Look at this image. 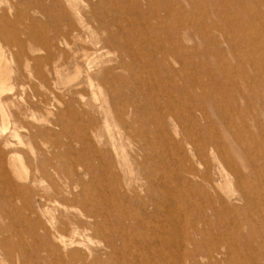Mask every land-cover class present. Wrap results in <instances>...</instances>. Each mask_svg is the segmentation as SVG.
<instances>
[{"label":"rangeland","instance_id":"1","mask_svg":"<svg viewBox=\"0 0 264 264\" xmlns=\"http://www.w3.org/2000/svg\"><path fill=\"white\" fill-rule=\"evenodd\" d=\"M61 3L60 9L50 0H0V32L12 40L5 47L0 39L3 57L15 55L32 43L38 49L36 58H42V49L53 43L58 33L69 29L79 40H72L70 50L57 46L68 65L59 69L60 78L51 87L48 114L32 108L37 121L32 122L27 113L24 122L34 128L22 133L21 139L38 157L42 140L49 143L56 155L54 164L62 172L71 158L87 165L89 158L101 154L102 172L97 170L96 176L91 172L83 176V181L91 185L94 178L102 179L106 201L102 213L108 211V222L112 223L115 213L121 212L117 223L126 225L121 236L134 233V219L146 211L139 209L133 198L145 199L147 187L149 194L154 193L141 179L152 171L154 186L164 183V193L179 190L185 196L190 216L188 228H183L191 231L189 227L196 225L197 208H192L190 202L201 209L205 203L201 197H190V189L178 181L174 149L180 146L190 152L189 144L201 140L204 144L197 152L202 160L210 151L218 152L224 170H233L223 190L228 194L231 191L230 197L223 196L226 208L217 210L222 224L230 225L227 230L213 218L209 223H198L201 232L191 235L195 245L178 253L179 258L176 252L166 258L171 264H186L187 260V264H264V0ZM71 7L86 15L88 24L86 20L66 19L61 10L67 13ZM83 24L86 27L80 30L78 26ZM87 74L92 87L88 86ZM14 91L11 86L3 98H10ZM22 101L16 105L15 100L3 103L8 121L12 113L15 115V108L25 103ZM104 124L112 130L113 148ZM170 140L174 145L169 144ZM12 143L13 150L18 151L16 141ZM21 151L28 167L31 155L26 148ZM104 151L108 156L104 157ZM187 159L197 166L196 158ZM210 178L221 185L225 182L213 170ZM117 191L120 193L114 195ZM8 209L1 223L8 228L10 238L7 241V235L1 232L0 240L6 239L5 243L12 246L21 235L25 249L11 255L5 252L1 258H11L13 264L18 260L28 264L37 254L30 244L41 248L42 243L52 241L46 223L48 216L61 212L60 208L52 203L46 207L30 193L22 203ZM67 211L75 214V210ZM153 215L158 213L153 211ZM149 224L152 228L161 225L153 218ZM228 243L231 258L212 256L213 250L219 251L223 245V252ZM113 257L124 263L129 259L125 253ZM39 258L40 264H62L56 256L48 258L42 252Z\"/></svg>","mask_w":264,"mask_h":264},{"label":"bare ground","instance_id":"2","mask_svg":"<svg viewBox=\"0 0 264 264\" xmlns=\"http://www.w3.org/2000/svg\"><path fill=\"white\" fill-rule=\"evenodd\" d=\"M50 1H54L57 5L62 4L61 0ZM61 12L66 19L72 18L80 22L86 20V15L78 14L75 7H71L67 13L62 10ZM85 22L88 24V20ZM85 27V24L78 26L80 30ZM0 39L5 47L12 43L7 33H3V31L0 32ZM72 40L74 42L75 40L79 41L75 31L71 33L69 29L68 32L58 33L53 39V43L49 44L45 50L42 49L45 53L42 58H36L35 54H37L38 49L32 43L28 44L27 48H22L17 54L7 58L3 57L0 51V234L5 233L7 241L9 240L10 237L8 236L11 233L1 223L7 213L10 212L8 208L11 209L14 204L22 203L30 193H34L41 201H44L46 207L52 203L58 206L61 212L56 213L53 217L48 216L47 219L49 222L46 223L47 228L45 230L52 234V241L42 243L41 248H35L33 244H30V247L37 254L33 255L32 261L31 259L28 260V264H40V252L48 258L56 256L62 264H158V261L162 264H168L170 262L166 255L176 252L177 254H175L179 258L178 253H182L188 245H195L191 235H197L200 231V228L196 227L198 223H209L210 218H213V222L215 221L216 224L224 226L220 221L217 210L226 208L223 196L230 197L231 191L228 194V191L223 190L224 188L227 189L229 185L227 177L233 170L225 168L229 173L224 170L223 165H221L223 164L222 160L218 162V152L210 151L206 155L207 159L202 160L197 150L204 143L199 139H195L192 144H189L191 146L190 152L185 151L180 146L175 147L174 162L177 166L174 167L178 181L184 183L185 188L190 189L188 193L190 197H201L205 203V207L201 209L199 204L194 201L190 202L192 208H197L196 225L189 227L191 228L190 232L184 230L183 226H186L187 218L190 216L189 205L185 204L183 200L185 196L179 190H174L172 194L164 193V183L154 186L155 183L151 179H153L155 172L152 171L141 179L144 182L147 181L146 183L149 184L154 193L149 194L147 187L145 199L141 200L138 199L139 197H134L135 201L131 200L137 202L136 206L139 205V209L144 210L146 208V211L144 210L142 217L137 216L134 219L136 231L131 235L121 236L122 230H126V225L121 227L117 223V220L121 219V212L115 213L117 217L115 222L112 223L108 222V211L102 213V208L106 207V201L103 200L104 184L102 179L100 177L99 179L94 178L89 183L91 185H87L83 181V176L87 177L91 172L94 176H96L95 172L97 170L102 172L101 154L89 158L90 161L87 162V165L71 158L68 167L65 169L66 171L62 172L54 164L56 155L49 143L41 139L42 142L39 145L40 157H38L32 151V146L21 139L22 133L29 132L34 128L24 122L27 113H30L29 116L32 122L37 121L33 115V109L48 114L47 106L49 96L52 94L51 87L60 78L59 69L68 65V62H65L62 56L59 55L58 47L64 46V48L70 50ZM12 66L13 70L11 69ZM108 74L110 73L108 72ZM86 77L88 86L92 87L90 76L87 74ZM111 80L113 82L114 78H111ZM11 86H14V93H10L11 97L8 99L3 98L4 92L8 91ZM8 100L10 102L15 100V105L16 102L21 100L25 102L20 108H15L16 113L14 116L13 113L11 114V121L7 120L9 116L3 110L5 106L3 103ZM120 104L121 106L126 105L123 101H120ZM118 119L119 124L120 118ZM9 125L10 128H8ZM104 127L113 148L112 130L107 124H104ZM120 129L124 132V127L121 126ZM26 135L28 136V134ZM46 135L47 133L43 132V136ZM13 140L16 141L15 145L18 147V151L13 150ZM97 142L100 145L101 141L97 140ZM172 142L170 140L169 144L174 145ZM24 148L31 155L27 163L28 167H25L23 157L20 156L22 155L21 150ZM103 153H105L104 157L109 154L106 151ZM190 157L198 160V162L195 161L196 167H193L191 162L188 163L187 158L190 159ZM41 160L43 161L41 162ZM94 163H96V166H94ZM213 165L217 167L214 168ZM212 170L216 172L219 179L225 181L223 185L211 181L210 172ZM129 174L131 175V173ZM151 190L149 189V191ZM119 191L114 195L119 194ZM182 200L183 202H181ZM177 204L180 206L177 207ZM70 209L75 210V214H69L67 210ZM153 211L158 215L152 217ZM151 218L161 225L155 228L149 227ZM162 224L164 225L162 226ZM229 225L228 222L224 226L225 229L228 230ZM5 240H0V264H13L11 258L4 257L2 259L1 255H5V252H9L10 255L20 251L23 253L24 238L21 235L17 236L18 242L12 246H8ZM95 245L100 248L92 249V246ZM225 245L227 249L222 252L221 248L224 249L222 245L219 251H212V253L214 252L212 256L217 258L219 255H223V257L231 258V251L228 247L230 244ZM185 252L187 254V250ZM205 252L206 254L210 253L208 250ZM124 253L129 257L125 260V263L119 262L113 257ZM200 253L203 254V252ZM100 255H104L105 258L100 259ZM187 261H185L186 264ZM18 264L26 263L23 260H18Z\"/></svg>","mask_w":264,"mask_h":264}]
</instances>
